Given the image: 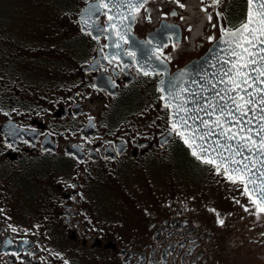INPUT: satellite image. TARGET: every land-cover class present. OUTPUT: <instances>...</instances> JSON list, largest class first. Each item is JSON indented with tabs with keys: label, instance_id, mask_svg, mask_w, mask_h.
<instances>
[{
	"label": "flooded vegetation",
	"instance_id": "af4514ba",
	"mask_svg": "<svg viewBox=\"0 0 264 264\" xmlns=\"http://www.w3.org/2000/svg\"><path fill=\"white\" fill-rule=\"evenodd\" d=\"M52 1L55 10L69 7ZM96 1L79 14L77 42L65 43L78 62L75 95L58 97L57 83H35L32 70L21 71L31 39L19 46L11 37L14 58L0 55V264H235L226 241L233 236L242 244L234 249L251 245L264 255V206L223 171L219 181L238 189L214 211L218 228L194 213L151 206L145 219L116 220L94 195L107 175L138 180L144 166L152 173L149 156L183 146L157 86L240 26L247 0H145L129 28L102 7L94 30L84 31L81 15ZM32 90L40 100L27 98ZM155 98L169 124L148 127V115L122 121Z\"/></svg>",
	"mask_w": 264,
	"mask_h": 264
},
{
	"label": "rangeland",
	"instance_id": "374dc122",
	"mask_svg": "<svg viewBox=\"0 0 264 264\" xmlns=\"http://www.w3.org/2000/svg\"><path fill=\"white\" fill-rule=\"evenodd\" d=\"M65 1L68 8L55 10L52 0H0V23L4 24H0V51L8 55L0 53L1 61H10L17 53L18 47L14 49L10 45L13 39L19 46H26L27 40L31 39L28 44L30 48L24 51L21 71L32 70L29 76H34L35 83H57L59 88L55 92L51 89V92L58 97L75 95L79 88L76 84L78 62L71 49H66L65 43L77 42L80 36L79 14L88 0ZM20 41L26 42L23 44ZM15 80L22 84L18 77ZM20 86L24 88V92H28V87H25L27 84ZM30 92L31 95L26 94L27 98L40 100L39 96L42 94L38 90ZM157 101L156 98L139 101L144 107L125 112L127 116L122 117V121L125 119L128 125H132L133 120H143L148 115L150 120L146 126L159 125L160 121L162 127L166 126L169 124L168 116L160 109ZM149 130L150 128L147 131ZM150 162L152 173L143 165L145 171L138 180L123 181L114 177L108 179L107 175L103 181L98 182V190L94 191V195L101 209L103 207L116 220L130 221L137 217L145 219L142 212L150 206L154 211L160 212L177 209L181 213L196 214L207 227L212 228L218 223L214 211L228 205V193L233 194L230 191L238 189L235 184L232 189L229 182H220L222 177L217 175L214 168L193 158L180 144L171 143L166 150L149 156L146 165ZM226 241L235 246L242 245L237 244L234 236ZM233 245L228 244L227 248L229 251L233 250L234 255L227 253L237 259L235 264H264L261 250L258 251L251 245L234 249Z\"/></svg>",
	"mask_w": 264,
	"mask_h": 264
},
{
	"label": "water",
	"instance_id": "95a60500",
	"mask_svg": "<svg viewBox=\"0 0 264 264\" xmlns=\"http://www.w3.org/2000/svg\"><path fill=\"white\" fill-rule=\"evenodd\" d=\"M141 2H91L81 15L80 24L84 31H93L94 21L103 7L112 23L129 28L134 9ZM261 3L264 0H253L250 5L247 0L246 19L240 26L224 34L201 59L166 76L157 89L171 124H177L178 133H184L179 137L190 154L216 170L219 165V171L231 179L241 181L243 177L250 195L264 206L260 200V190L264 188V149L260 147V139L264 137V24L260 23L264 9L259 7ZM245 24H248L247 30L243 27ZM249 100L251 103H246ZM237 103L243 105V116L237 111ZM217 120L219 127L214 123ZM201 121H208L209 126L205 128ZM233 134L234 138L229 139ZM171 136L162 138L160 145L164 146ZM200 136H204L203 141ZM185 138L192 143V148L185 143ZM201 145L207 149V158L216 164L203 161L205 154L200 150ZM193 148L202 158L192 154Z\"/></svg>",
	"mask_w": 264,
	"mask_h": 264
},
{
	"label": "snow or ice",
	"instance_id": "6c2138e0",
	"mask_svg": "<svg viewBox=\"0 0 264 264\" xmlns=\"http://www.w3.org/2000/svg\"><path fill=\"white\" fill-rule=\"evenodd\" d=\"M142 3H143V0H142V2H141V5H140V6H142ZM252 3H253V0H249V4L251 5ZM181 6H183V5H181ZM259 7H260L261 9H264V3H261V4L259 5ZM261 15H264V13H261ZM250 16H251V14H250ZM251 22H252V21H251V18H250V19H249V23H251ZM260 23H261V24H264V19H262V20L260 21ZM243 27H244L245 30H247V29H248V24H245ZM262 31H264V29H262ZM245 51H247V49H245ZM144 75L147 76V75H149V73H148L147 71H145V72H144ZM245 83H246V81H245ZM237 86L239 87V84H237ZM242 90H243V89H242ZM241 100H243V97H241ZM234 103H236V102L234 101ZM246 103H251V100L247 101ZM242 107H243L242 104L237 103V111H240L241 116L244 115V112L242 111ZM221 111H223V109H221ZM229 114H231V113H229ZM201 123L204 125L205 128H207V127L209 126V122H208V121H201ZM214 123H216V126H217V127L220 126V123H219L218 120L215 121ZM172 127H173V130H175V129L177 128V124L173 123ZM262 128H264V126H262ZM224 131H230V129H226V130H224ZM249 131H251V129H249ZM178 134L181 135L182 137L184 136V133H183V132H179ZM222 134H223V132H222ZM234 136H235V134H233V136H230L229 139L234 138ZM194 139H195V137H194ZM199 139H200L201 141H203V140H204V136H200ZM185 143L188 144L190 148L193 147L192 143H189V140H188L187 138H185ZM260 147H261V149H264V137H261V139H260ZM200 150H201V152H203V153L205 154V156L203 157V161H204L205 163L216 164V161H215V160H212V159H208V158H207V149L203 148L202 145L200 146ZM249 150H251V149H249ZM192 154H193L194 156H197V158H202L200 155H198V153H197V151H196L195 148H193ZM233 163H236V161H233ZM240 163H243V162L240 161ZM216 166H217V171H219V165H216ZM244 168H247V165H244ZM230 178H231V177H230ZM241 182L244 183L243 177H241ZM244 191H245L246 193L248 192V188H247V184H246V183H245ZM249 195H250V194H249ZM260 200H261V202H264V188H262V189L260 190ZM254 203H255V202H254ZM260 211H261V212H264V208H260ZM221 223H223V221H221Z\"/></svg>",
	"mask_w": 264,
	"mask_h": 264
},
{
	"label": "trees",
	"instance_id": "16d2710c",
	"mask_svg": "<svg viewBox=\"0 0 264 264\" xmlns=\"http://www.w3.org/2000/svg\"><path fill=\"white\" fill-rule=\"evenodd\" d=\"M210 167H212V166L210 165ZM212 168H214V167H212Z\"/></svg>",
	"mask_w": 264,
	"mask_h": 264
},
{
	"label": "bare ground",
	"instance_id": "6f19581e",
	"mask_svg": "<svg viewBox=\"0 0 264 264\" xmlns=\"http://www.w3.org/2000/svg\"><path fill=\"white\" fill-rule=\"evenodd\" d=\"M87 5H88V4H87ZM87 5H86V6H87ZM85 8H86V7H85Z\"/></svg>",
	"mask_w": 264,
	"mask_h": 264
}]
</instances>
